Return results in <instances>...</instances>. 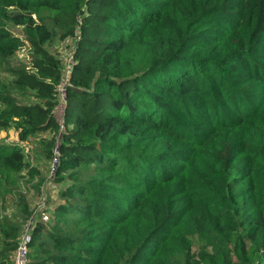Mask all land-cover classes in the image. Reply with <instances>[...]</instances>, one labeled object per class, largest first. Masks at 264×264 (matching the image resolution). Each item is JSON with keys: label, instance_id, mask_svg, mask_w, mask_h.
<instances>
[{"label": "trees", "instance_id": "16d2710c", "mask_svg": "<svg viewBox=\"0 0 264 264\" xmlns=\"http://www.w3.org/2000/svg\"><path fill=\"white\" fill-rule=\"evenodd\" d=\"M25 42L33 71L7 63ZM4 67L38 102L0 88V200L35 170L19 141L51 134L56 160L24 264H264V0H0ZM15 206L0 264L32 215Z\"/></svg>", "mask_w": 264, "mask_h": 264}, {"label": "rangeland", "instance_id": "374dc122", "mask_svg": "<svg viewBox=\"0 0 264 264\" xmlns=\"http://www.w3.org/2000/svg\"><path fill=\"white\" fill-rule=\"evenodd\" d=\"M11 31L18 36H22V27L20 26H10ZM72 45L71 39L60 40L55 36L49 43L46 44V48L58 55L62 61H64L69 53L70 47ZM30 47L27 42L22 46L16 53L8 59L9 67L21 68L24 67L28 71H33L30 64ZM6 67L0 68V88L4 91L13 95L18 103L20 104H37L38 100L30 94H16V91L13 88H10V85H13V73L10 71H5ZM2 84H7L8 89L3 87ZM54 117L62 125L63 114L65 113V101L59 102L55 108ZM51 134L43 133L36 136H32L27 140L19 141L20 145L25 152V159L29 164V167L35 169L32 174L28 173V169H24L19 173L18 182L14 187H10L11 192H8L5 199L0 200V214L7 216L18 217L15 206L16 199L19 195L24 198L25 203H27L29 209L32 211V215L27 220L28 223L23 225V232L28 231L32 220L35 221L38 219V212H41V209L46 205L48 195H53L54 192H51L52 187L54 186L51 181L52 168L54 166V158L48 159L45 153V145L41 142L42 140H48ZM0 139L4 141H16L18 142V137L16 131L13 128L7 130H0ZM53 153H56V150L53 149ZM43 220L46 217L43 215L39 217ZM23 234V233H22ZM25 261V259H24Z\"/></svg>", "mask_w": 264, "mask_h": 264}, {"label": "built area", "instance_id": "2783aa9c", "mask_svg": "<svg viewBox=\"0 0 264 264\" xmlns=\"http://www.w3.org/2000/svg\"><path fill=\"white\" fill-rule=\"evenodd\" d=\"M72 54H73V52L69 51L66 59L63 61V63H64V80L58 86V93H59V99H60L59 102L60 101L61 102L64 101V95H63L64 85H65L67 76H68L69 71H70V66H71V64L73 62ZM54 162H56L55 159H54ZM28 232H29V230L26 231V232L24 231L22 236H21L19 245H18L17 250H16V252L14 254V264H24L25 253H26V246L25 245H26V242L29 239V233Z\"/></svg>", "mask_w": 264, "mask_h": 264}]
</instances>
